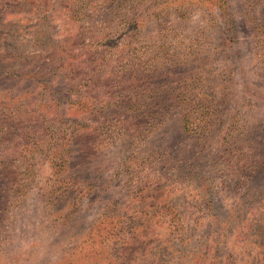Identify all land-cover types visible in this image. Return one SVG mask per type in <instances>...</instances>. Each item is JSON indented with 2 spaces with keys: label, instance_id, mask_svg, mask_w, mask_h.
Returning <instances> with one entry per match:
<instances>
[{
  "label": "rangeland",
  "instance_id": "rangeland-1",
  "mask_svg": "<svg viewBox=\"0 0 264 264\" xmlns=\"http://www.w3.org/2000/svg\"><path fill=\"white\" fill-rule=\"evenodd\" d=\"M63 60L0 78V264H264V0H0V69Z\"/></svg>",
  "mask_w": 264,
  "mask_h": 264
},
{
  "label": "trees",
  "instance_id": "trees-1",
  "mask_svg": "<svg viewBox=\"0 0 264 264\" xmlns=\"http://www.w3.org/2000/svg\"><path fill=\"white\" fill-rule=\"evenodd\" d=\"M15 1V0H14ZM53 63H51V68L45 72V73H33L31 71L26 72V71H20V70H15L12 68L9 69H0V78L2 80H8V81H12V82H16L18 79H33L35 81H37L39 83V85L42 86V88L44 90L47 91H52V87L49 85L48 83V79L51 77V74L55 71L57 72V70H61L62 71V75L66 78L68 77H74L76 74H78L77 70L79 68H81V63L80 64H76L73 62H67L65 60L61 61L58 65L54 66ZM70 73H72L71 75H69ZM91 81V79H90ZM125 92V94L123 96L126 95V89H123ZM168 96V95H166ZM170 105V104H168ZM127 104L120 102L116 105L117 108H122V109H126L127 108ZM0 119L2 120H6V121H14V120H18V118L15 115V112H13L14 110H9L8 108H15L16 106L14 105L13 100L10 98V100H8L7 103H4V99L0 101ZM165 109L167 108L166 105L164 104H154L152 106L149 107V109H146L145 111H141L140 112H136L135 110H132V115L130 117L127 116V119L122 120V127L125 130H129V129H134V130H139L143 125H146L147 127L150 126H155L153 125V121H150L151 118V114L155 113L157 111V109ZM31 110L34 109H26V111H24V114H27L28 117H30L33 113ZM89 111H95V106L93 104H90L89 107ZM192 111L190 110V108L187 109V111L182 115L181 118V124H182V129L184 131L190 132V133H194L196 134L199 138H201L202 136H205V134L209 131L210 125L206 120H198V119H193L192 118ZM35 114V112H34ZM36 120L39 119L38 115L34 116ZM26 119L25 116H23L22 120ZM21 121V120H20ZM204 124V125H203ZM10 131V130H9ZM74 139V135L70 138L66 139V143L65 144H61V146L63 145H69V142L72 141ZM66 161L68 162V159H66ZM61 166V164H60ZM59 170H56V173H62L63 168H58ZM18 173H16V170L13 168H0V182H5L6 180H10V178H17ZM3 189V188H2ZM60 190L61 192H65L68 193L70 192V189L68 188H57L54 193H57V190ZM2 191V190H1Z\"/></svg>",
  "mask_w": 264,
  "mask_h": 264
}]
</instances>
